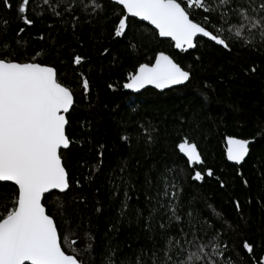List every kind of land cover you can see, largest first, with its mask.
Masks as SVG:
<instances>
[{
    "label": "trees",
    "instance_id": "1",
    "mask_svg": "<svg viewBox=\"0 0 264 264\" xmlns=\"http://www.w3.org/2000/svg\"><path fill=\"white\" fill-rule=\"evenodd\" d=\"M8 3L10 8L0 0V22H7L0 23V45H8L0 55L54 67L74 95L66 129L71 144L61 150L70 186L43 201L62 237L76 241L62 244L66 252L83 264H137V258L153 264L154 254L163 264L165 243L175 238L179 244L168 253V264L184 259L189 241L209 245L208 258L216 264H261L264 40L253 33L245 43L233 35L225 48L199 38L195 50L179 52L135 18L117 36L126 12L109 0H97L95 11L83 10L80 0H49L51 7L29 0L25 15L31 24L17 12L20 0ZM260 3L233 0L231 8L249 7L255 16ZM182 5L209 31L223 25L218 34L224 37L237 20L234 11L224 23L219 13ZM159 52L190 73L188 83L164 92L125 91L130 76ZM226 137L255 140L241 166L227 161ZM184 140L197 145L202 164L189 165L178 147ZM197 172L203 179H194ZM16 191V185L0 182V193ZM216 243L226 246L223 262L211 255Z\"/></svg>",
    "mask_w": 264,
    "mask_h": 264
},
{
    "label": "snow or ice",
    "instance_id": "2",
    "mask_svg": "<svg viewBox=\"0 0 264 264\" xmlns=\"http://www.w3.org/2000/svg\"><path fill=\"white\" fill-rule=\"evenodd\" d=\"M131 17L148 21L155 26L161 37H170L179 49L196 47L198 35L208 37L216 44L230 47L232 36L245 43H251L253 33L264 40V0H261L257 15L250 14L249 7L232 9L233 0H182L188 9L198 7L211 13H219L224 23H228L229 11H234L237 20L227 31L228 37L218 33L224 31L223 25L215 31L207 30L206 25L194 22L189 10L178 0H117ZM251 5L253 0H247ZM48 4L49 0H42ZM29 0H20L17 12L26 24L32 21L25 13ZM83 10H97V0H80ZM5 6L11 7L8 0ZM71 11V9H68ZM251 11H257L251 8ZM128 16L119 21L116 31L121 36L126 28ZM6 25V21L0 22ZM21 31H23L21 29ZM7 49L8 45H0ZM37 55H40L39 53ZM76 56L74 62L81 63ZM254 70V69H253ZM190 78L169 56L160 53L152 66L142 64L138 72L130 76L124 87L139 91L146 85L167 88L179 85ZM87 90L88 82L83 80ZM73 105L70 88L58 80L56 70L35 60L20 62L10 56L0 55V182H14L17 191L13 194L0 193V264H83L76 254H68L65 247L76 243L69 236L58 232L53 217L42 203L46 193L51 190L65 191L69 187L68 173L61 157V149H67L70 140L65 133L68 123L66 115ZM228 159L242 161L248 154V141L229 139ZM179 150L192 163L202 162L197 146L184 140ZM211 175V173H208ZM194 179H203L197 172ZM167 194V193H165ZM175 195V193H173ZM239 207V205H237ZM175 215V209H172ZM179 220V217H176ZM185 257L178 264H216L209 257V245L189 241ZM179 244L175 238L165 243V261L168 253ZM89 250L91 244L86 246ZM243 247L252 253L253 247L247 241ZM220 243L211 246V255L223 262L224 251ZM108 264H115L109 259ZM123 264V262H121ZM137 264H140L137 258ZM153 264L156 256L153 255ZM227 264H232L228 260ZM264 264V261L261 262Z\"/></svg>",
    "mask_w": 264,
    "mask_h": 264
},
{
    "label": "water",
    "instance_id": "3",
    "mask_svg": "<svg viewBox=\"0 0 264 264\" xmlns=\"http://www.w3.org/2000/svg\"><path fill=\"white\" fill-rule=\"evenodd\" d=\"M109 1H111V2H113V3H115V4H117V5H119V6H121V7H123L122 5H120L118 2H117V0H109ZM179 2V1H178ZM183 6V5H182ZM125 10V12H126V9H124ZM125 16H128V18H135V19H138V20H140V21H142V22H144V23H146V24H148L149 26H151L152 28H154L157 32H158V34H159V31H158V29H156L155 28V26L154 25H152L150 22H148V21H144V20H141L140 18H137V17H131L130 15H128L127 14V12H126V15ZM124 18V17H123ZM190 18H191V16H190ZM192 19V18H191ZM193 20V19H192ZM194 21V20H193ZM195 22V21H194ZM208 30V29H207ZM160 36V35H159ZM160 38H162V39H165V40H170V41H172L173 43H174V45H175V41L174 40H172L170 37H161L160 36ZM199 38H204V39H207V40H209V41H211V42H214V41H212L210 38H208V37H203L202 35H198L196 38H195V40H194V43L196 44V41H197V39H199ZM215 43V42H214ZM175 48H176V50L177 51H179V52H182L183 51V49H179V48H177L176 46H175ZM196 49V47H194V48H191V49H187V50H195ZM160 53H163V54H165V55H167V56H169L175 63H177L174 59H173V57H171L169 54H167V53H165V52H159L157 55H156V57H155V59H154V61H153V63L152 64H148L149 66H152L154 63H155V60H156V58L158 57V55L160 54ZM178 64V63H177ZM179 65V64H178ZM45 66H48V65H45ZM180 66V65H179ZM181 67V66H180ZM54 68V67H53ZM182 68V67H181ZM55 69V68H54ZM138 69H139V67L137 68V71H136V73L138 72ZM183 69V68H182ZM56 70V69H55ZM184 70V69H183ZM186 71V70H185ZM57 72V71H56ZM135 73V74H136ZM190 78H191V75H190ZM190 78H189V80H190ZM188 80V81H189ZM188 81H186V82H184V83H182V84H179V85H172V86H170V87H167V88H156L154 85H146L144 88H142V89H140L139 91H136V90H133V89H128V88H126V87H124V90L125 91H127V92H131V93H133V94H139V93H142L143 91H145V90H147V89H154V90H156V91H159V92H164V91H166V90H169V89H172V88H177V87H180V86H184V85H186L187 83H188ZM128 82H130V80L128 81ZM127 82V83H128ZM74 102H75V100H74V95H73V105H74ZM73 105H72V107L70 108V110H69V112L72 110V108H73ZM68 112V113H69ZM67 113V114H68ZM67 114H65L66 115V119H67V121H68V118H67ZM67 126H68V123L66 124V126H65V133H66V135H67V131H66V129H67ZM68 137V136H67ZM229 139H240V140H245V141H248L249 142V144H248V154L245 156V158L242 160V161H240V162H236V161H233V160H229L228 159V149H229V147H230V145H229V143H228V141H229ZM255 143V140L254 139H242V138H238V137H226V159H227V161L229 162V163H231V164H234V165H237V166H241L244 162H245V160L248 158V156L250 155V153H251V145L252 144H254ZM70 144H71V142H70ZM195 144V143H194ZM196 145V144H195ZM70 146V145H69ZM197 146V145H196ZM62 150V149H61ZM197 150H198V152H199V154H200V159H201V161L202 162H200V163H192V162H190L189 161V159H188V157L185 155V154H183L181 151H180V153L188 160V162H189V165L190 166H194L195 164H202L203 163V158H202V155H201V153H200V151H199V149H198V147H197ZM62 162H63V159H62ZM64 164V163H63ZM65 167V166H64ZM66 169V168H65ZM67 171V170H66ZM68 179H69V177H68ZM5 183H12V184H14V182H5ZM15 185V184H14ZM70 186V185H69ZM18 187V186H17ZM68 189H69V187H68ZM68 189L67 190H65V191H63L62 193H64V192H66V191H68ZM53 191H58V192H61V191H59V190H51L50 192H53ZM49 192V193H50ZM46 194H48V193H46ZM45 194V195H46ZM43 201H44V198L42 199V203H43ZM46 211H47V209H46ZM55 221V220H54ZM262 261H264V255H263V257H262V260H261V262Z\"/></svg>",
    "mask_w": 264,
    "mask_h": 264
}]
</instances>
